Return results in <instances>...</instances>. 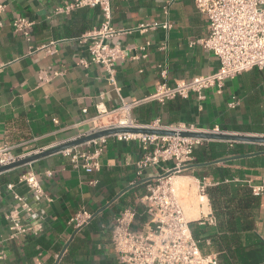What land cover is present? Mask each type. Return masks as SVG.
Wrapping results in <instances>:
<instances>
[{"label": "crops", "instance_id": "0c3cea01", "mask_svg": "<svg viewBox=\"0 0 264 264\" xmlns=\"http://www.w3.org/2000/svg\"><path fill=\"white\" fill-rule=\"evenodd\" d=\"M71 1L0 0L4 7L0 12V146L12 155L23 159L89 135L95 129L99 106L110 112L135 102H142L132 112L141 125L159 119L163 127L181 125L203 132L218 128L223 133L264 136V70L226 80L221 94L209 89L204 101L194 94L164 104L149 101L162 83L174 87L213 75L220 68L212 52L192 45L208 33L206 16L197 10L195 0H112V27L120 34L109 43L124 51L115 74L120 91L110 86L103 67L80 65L82 59H89V52L88 43L79 39L100 27L103 13L99 8H86L56 14ZM19 18L35 23L29 39L13 29ZM167 21L172 25L168 31L163 28ZM141 24L158 27L143 31ZM50 42H57L53 54L37 50ZM232 102L236 103L233 108L229 106ZM79 148L102 151L99 172L77 170L56 154L0 175L3 264H121L110 240L114 219L127 208L134 209V229L141 232L148 222L140 203L146 184L173 164L140 170L139 144L120 142L113 136L105 144ZM217 150L220 153L213 160L203 154ZM219 169L229 171L224 181L226 195L215 194L219 221L234 229L244 250L243 259H235V264H264V194L253 191L264 177V146L207 142L196 148L194 160L177 176L194 182L198 193L205 186L207 202L200 204L199 217L191 222L207 235L220 234L206 195L208 189L220 185L215 178ZM29 171L36 174L44 198L19 183ZM9 184H15L14 192L32 210L21 213V222L41 228L38 235L9 240L12 220L8 213L21 211ZM247 192L256 199L244 207L240 200ZM81 210L94 218L77 232L68 220ZM205 245L204 254L217 256L210 240Z\"/></svg>", "mask_w": 264, "mask_h": 264}, {"label": "built area", "instance_id": "2783aa9c", "mask_svg": "<svg viewBox=\"0 0 264 264\" xmlns=\"http://www.w3.org/2000/svg\"><path fill=\"white\" fill-rule=\"evenodd\" d=\"M177 1V0H174ZM197 10L206 16L207 36L197 39L192 45H200L212 52L220 62L219 70L213 75L197 77L178 83L174 87L162 83L149 101L164 104L176 98L188 99L192 94L200 101L205 100V91L216 89L222 93L226 80L239 76L251 70H264V0H195ZM99 8L103 13L100 27L82 36L81 43H88L89 59H82L80 65L88 67L95 64L103 67L108 74V82L116 91H120L115 78L116 65L124 57V51L119 45L109 43L120 33L112 27V0H72L65 7L58 8L56 14H71L80 9ZM4 9L0 6V12ZM170 7L165 8V15H169ZM35 23L25 18L13 22L15 33L29 39ZM141 24L140 29L156 28ZM171 23L167 21L163 28L170 30ZM57 42H50L37 50H45L53 54ZM142 102L123 103L119 109L106 111L98 107L99 115L95 119V129L89 133L114 128H149L156 130L175 131L176 136H151L142 134L114 135L120 142H137L142 151V158L137 167L145 169L150 166L172 163V167L158 175L146 184V193L140 197L144 213L148 222L141 232H136V210L127 208L115 219L111 231V245L117 253L121 264H220L216 255H206L202 252L199 242L195 239L191 221L185 217L178 191L174 186V179L183 174L187 165L194 160V152L207 141L184 138L179 136L182 131H198L192 127L170 126L163 127L159 119L148 125L139 124L132 112ZM235 102L229 106L233 108ZM210 132L221 133L218 128ZM106 138L89 144H105ZM101 150L89 151L79 147L60 153L73 168L83 170L87 174L99 172L101 166L98 158ZM22 159L12 155L8 148L0 146V166H6ZM20 184L26 185L30 193L38 198H44L45 192L36 174L29 171L24 174ZM15 184H9L15 198L21 204V211L13 210L8 213L12 220L9 240H16L28 234L38 235L41 228L21 222V213L32 210L26 201L14 192ZM256 195L264 194V177L261 185L253 189ZM1 193V192H0ZM199 195L205 196V186L200 187ZM94 215L81 210L71 216L68 224L81 230L91 223ZM1 244V241H0ZM5 255L0 252V264Z\"/></svg>", "mask_w": 264, "mask_h": 264}, {"label": "water", "instance_id": "95a60500", "mask_svg": "<svg viewBox=\"0 0 264 264\" xmlns=\"http://www.w3.org/2000/svg\"><path fill=\"white\" fill-rule=\"evenodd\" d=\"M118 134H142V135H151V136H176L178 133L175 131L167 130H156L149 128H114L99 131L90 135H85L74 141L56 146L54 148L42 151L38 154L31 155L29 157L20 159L14 163H11L6 166H0V175L5 174L11 170L24 167L29 165L37 160L47 158L52 155L60 154L61 152L79 147L93 141H97L102 138L111 137ZM179 136L184 138H192L203 140L207 142H229V143H242V144H254L259 146H264V136H248V135H239V134H230V133H214L210 131H182L179 133ZM80 230H77V232Z\"/></svg>", "mask_w": 264, "mask_h": 264}, {"label": "trees", "instance_id": "16d2710c", "mask_svg": "<svg viewBox=\"0 0 264 264\" xmlns=\"http://www.w3.org/2000/svg\"><path fill=\"white\" fill-rule=\"evenodd\" d=\"M221 150V149H220ZM220 153L219 150L217 152L210 153L204 152V155H209L211 160L214 159L215 155ZM203 158V156H201ZM205 157V156H204ZM226 177H229V171L226 169H219L215 172V178L220 180V185L215 188L208 189L206 191V195L208 196L212 208L214 210V215L218 220V227L220 230V234L218 235H207L204 229L198 227L195 223L191 222L190 226L192 228L193 235L195 239L199 242L200 249L205 253V243L207 240L211 241V245L216 249L217 257L220 264H235V259H243V248L240 244L239 237L236 236L233 232V228L231 226H226L223 222L220 223L219 213L217 211V206L215 203V194H219L220 197H224L226 195V185L224 181ZM247 197L240 200V205L247 207L250 205L251 201L255 200L256 197L252 198L250 192L246 193ZM243 201V202H241ZM226 229L230 231V235L226 234ZM207 235V236H206Z\"/></svg>", "mask_w": 264, "mask_h": 264}, {"label": "rangeland", "instance_id": "374dc122", "mask_svg": "<svg viewBox=\"0 0 264 264\" xmlns=\"http://www.w3.org/2000/svg\"><path fill=\"white\" fill-rule=\"evenodd\" d=\"M174 183H175V180H174ZM175 188H176V185H175ZM178 194L181 199L182 205L186 211V215L188 212V207H193L195 203L201 204L197 185L192 181H190V185L187 187L186 190L185 188L183 189V187H181L180 190L178 191Z\"/></svg>", "mask_w": 264, "mask_h": 264}, {"label": "bare ground", "instance_id": "6f19581e", "mask_svg": "<svg viewBox=\"0 0 264 264\" xmlns=\"http://www.w3.org/2000/svg\"><path fill=\"white\" fill-rule=\"evenodd\" d=\"M176 184L178 186H180V187H183V189L185 188V190H186L188 185L190 184V181L187 180V178L184 179V178L177 177L176 178ZM200 200H201L200 201L201 204H203V203L206 204V202H207L205 196H200ZM199 213H200V203H195L194 204V208L188 207V212H187V215H185V217H186V219L191 221L192 219L198 218L199 217Z\"/></svg>", "mask_w": 264, "mask_h": 264}]
</instances>
